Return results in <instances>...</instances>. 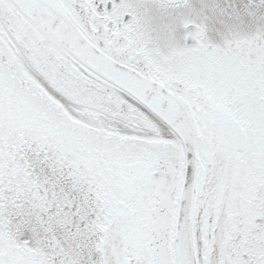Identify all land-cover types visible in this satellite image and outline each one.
<instances>
[{"label": "snow or ice", "instance_id": "6c2138e0", "mask_svg": "<svg viewBox=\"0 0 264 264\" xmlns=\"http://www.w3.org/2000/svg\"><path fill=\"white\" fill-rule=\"evenodd\" d=\"M0 264H264V0H0Z\"/></svg>", "mask_w": 264, "mask_h": 264}]
</instances>
